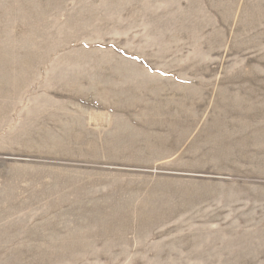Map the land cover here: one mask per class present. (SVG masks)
<instances>
[{
	"label": "rangeland",
	"instance_id": "obj_1",
	"mask_svg": "<svg viewBox=\"0 0 264 264\" xmlns=\"http://www.w3.org/2000/svg\"><path fill=\"white\" fill-rule=\"evenodd\" d=\"M0 264H264V0H0Z\"/></svg>",
	"mask_w": 264,
	"mask_h": 264
}]
</instances>
